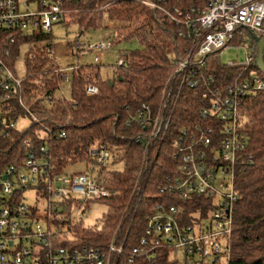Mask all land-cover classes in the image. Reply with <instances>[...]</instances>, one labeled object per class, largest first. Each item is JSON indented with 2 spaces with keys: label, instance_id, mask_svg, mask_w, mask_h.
I'll use <instances>...</instances> for the list:
<instances>
[{
  "label": "built area",
  "instance_id": "2783aa9c",
  "mask_svg": "<svg viewBox=\"0 0 264 264\" xmlns=\"http://www.w3.org/2000/svg\"><path fill=\"white\" fill-rule=\"evenodd\" d=\"M140 1L178 25V35L189 41V47L170 56L173 68L158 104L142 103L127 120L136 129L134 142L142 145L133 193L139 192L140 198L145 178L163 155L167 164L160 193L182 202L204 196L208 200L207 207H202L205 212L187 222L183 205L156 202L145 211L144 233L138 239L132 241L127 231L122 234L117 227L101 245L79 242L74 228L80 222L71 212L81 209L84 214L92 200L107 201L119 194L107 183L113 153L100 144L91 149L92 160L85 163L90 164L85 170L55 174L46 145L47 125L30 110L25 109V116L14 110V102L23 106L19 94L23 80L6 62L9 50L0 46V136L7 138L14 129L22 130L32 122L40 127L35 136L21 138L11 163L0 168V264H145L141 258L154 262L160 249L179 264H229L235 172L251 161L244 155L246 135L241 130L239 102L242 96L261 89L263 80L254 69L256 51L249 40L245 59L226 62L238 68L226 84L218 85L201 68L208 55L223 49L238 29L264 36V0H206L202 7L186 9L167 7L163 4L167 0ZM63 13L62 0H0V31L12 43L15 30L24 35L49 31ZM108 45L99 40L86 46L76 42L73 47L85 51ZM44 49L52 53L50 47ZM131 62L130 57L118 58L113 70ZM54 74L69 80L66 68H55ZM185 88L197 91L203 104L195 122L173 126ZM97 91L94 84L85 87L87 94ZM58 136L65 132L60 130ZM25 192L33 193L31 200Z\"/></svg>",
  "mask_w": 264,
  "mask_h": 264
},
{
  "label": "trees",
  "instance_id": "16d2710c",
  "mask_svg": "<svg viewBox=\"0 0 264 264\" xmlns=\"http://www.w3.org/2000/svg\"><path fill=\"white\" fill-rule=\"evenodd\" d=\"M167 1L163 3L167 7L178 5L186 9L192 5L202 7L206 0ZM62 8L60 22L67 26L75 24L78 35L87 29L101 28L106 15L117 24L110 40L112 45L136 40L140 46L120 53L119 58L130 57L133 62L113 70L111 78L100 77L99 65L73 69L69 79L71 98L55 99L53 93L63 79L54 74V69L60 65L55 64L52 53H46L45 46L39 45L49 34L24 35L15 30V39L9 43L5 40L6 32L0 31V46L9 50L6 62L13 68L19 49L34 44L25 54L26 74L19 92L23 106L14 102V110L24 116L30 110L47 125L46 145L54 173L60 174L77 162H89L91 149L100 144L110 147L112 164H121V169H109L107 174L108 187L117 190L118 196L105 201L107 210L98 224L92 227L77 224L76 238L82 243L101 245L118 227L122 234L127 231L134 241L144 233L145 211L156 202L183 205L185 220L192 222L205 212L202 207H207L208 200L197 195L182 202L173 195L160 193L167 164L163 162V155L160 156L162 161L155 163L145 178L140 198L139 192L133 193V181L141 168L142 145L133 140L134 126L127 125V120L142 103L158 104L160 90L173 68L170 56L183 53L189 41L178 35V25L140 0H62ZM243 39L249 40L255 52L257 43L250 31L238 29L229 43L242 44ZM254 69L262 76L263 87L242 96L239 102L243 119L241 130L246 135L244 155L251 161L235 172L229 264H264V74L256 65ZM201 71L211 74L218 85H224L238 68L221 64L216 52L208 55ZM89 83L97 86L95 94L85 93ZM202 104L197 91L185 88L177 103L173 126L195 122L197 109ZM39 128L32 122L22 130L14 129L7 138L0 136V168L11 163L12 151L19 150L21 138L29 134L35 136ZM60 130L65 136H58ZM154 256V262L144 257L142 263L179 264L163 249Z\"/></svg>",
  "mask_w": 264,
  "mask_h": 264
},
{
  "label": "rangeland",
  "instance_id": "374dc122",
  "mask_svg": "<svg viewBox=\"0 0 264 264\" xmlns=\"http://www.w3.org/2000/svg\"><path fill=\"white\" fill-rule=\"evenodd\" d=\"M35 2V1H34ZM103 24L101 28L87 29V31L82 32L80 35L77 33V27L75 24L64 25L62 22L58 21L51 26L49 31H44V33L49 34L48 39H43L39 44L40 46L50 47L52 49V57L55 64L60 65L63 68H66L68 71V78L70 79V70L73 66H88V65H99L100 77L102 78H111L113 67L117 64L119 55L123 51H130L133 49L139 48V44L136 40L131 42L122 41L120 43L112 45L110 43L111 38L114 35V29L116 23L112 22L106 17L103 16ZM104 40L108 42L109 45L106 48L102 49H93L85 51H77L73 46L76 42L82 43L84 46L91 41ZM242 44L231 45L227 43L220 51H218V58L220 63L224 64L228 61H240L245 59V48H248L247 40L243 39ZM34 44H27V46H22L19 50V54L14 62V69L19 77H25L26 74V64H25V54L27 49L30 50L29 46ZM211 65V61H209ZM90 71V70H88ZM70 80H62L59 87L54 91L53 97L55 99L65 98L70 99ZM87 166L83 162H77L75 164L68 165L65 168L67 173H75L76 171L85 170ZM110 169H121V164H110L107 166ZM29 194V200H31L32 192H25ZM39 194V193H38ZM107 210V204L103 200H92L87 205V208L84 210V214L81 212V209L73 210L71 212L75 221L80 222L81 225L88 227L95 224H98L104 212ZM211 213V212H209ZM209 215V214H208Z\"/></svg>",
  "mask_w": 264,
  "mask_h": 264
},
{
  "label": "water",
  "instance_id": "95a60500",
  "mask_svg": "<svg viewBox=\"0 0 264 264\" xmlns=\"http://www.w3.org/2000/svg\"><path fill=\"white\" fill-rule=\"evenodd\" d=\"M253 38H254L255 42L257 43L256 54H255L254 58H255L258 69L264 73V61L262 58V53L264 50V36L259 38L255 35H253Z\"/></svg>",
  "mask_w": 264,
  "mask_h": 264
},
{
  "label": "crops",
  "instance_id": "0c3cea01",
  "mask_svg": "<svg viewBox=\"0 0 264 264\" xmlns=\"http://www.w3.org/2000/svg\"><path fill=\"white\" fill-rule=\"evenodd\" d=\"M257 45V44H256ZM84 163V162H83Z\"/></svg>",
  "mask_w": 264,
  "mask_h": 264
}]
</instances>
